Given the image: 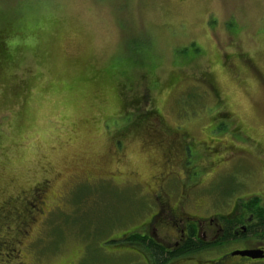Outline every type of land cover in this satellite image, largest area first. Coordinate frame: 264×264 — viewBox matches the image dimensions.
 Listing matches in <instances>:
<instances>
[{
    "label": "rangeland",
    "instance_id": "1",
    "mask_svg": "<svg viewBox=\"0 0 264 264\" xmlns=\"http://www.w3.org/2000/svg\"><path fill=\"white\" fill-rule=\"evenodd\" d=\"M7 24L0 202L45 177L60 205L30 263L126 264L111 240L142 220L159 158L137 134L114 153L126 97L181 131L196 201L264 206V0H0Z\"/></svg>",
    "mask_w": 264,
    "mask_h": 264
},
{
    "label": "flooded vegetation",
    "instance_id": "2",
    "mask_svg": "<svg viewBox=\"0 0 264 264\" xmlns=\"http://www.w3.org/2000/svg\"><path fill=\"white\" fill-rule=\"evenodd\" d=\"M123 132L125 137L114 153L121 154L124 141L137 134L141 137L138 145L159 156L140 184L141 206L146 213L138 224L111 240L122 248L118 253L126 264H264V258L238 253L249 249L264 252V206L260 202L250 204L251 197L240 201L244 198L231 196L225 203L204 207L202 201L195 200L194 182L182 168L184 155L177 138L181 131L167 123H152ZM116 175L119 173L111 172L98 179L114 182ZM42 179L0 202V264H34L27 255H34L31 231L53 210L49 203L55 200L52 179Z\"/></svg>",
    "mask_w": 264,
    "mask_h": 264
},
{
    "label": "trees",
    "instance_id": "3",
    "mask_svg": "<svg viewBox=\"0 0 264 264\" xmlns=\"http://www.w3.org/2000/svg\"><path fill=\"white\" fill-rule=\"evenodd\" d=\"M12 32H15V28L13 26H11V24H7L4 27H0V57H5L8 54V49H9V45L7 42L6 37L10 36ZM122 68H124L121 65ZM124 73V70H123ZM128 103V114H122L120 115V117H125V119L123 120H127L129 119L128 122H126V128H138L142 125H148V124H155V125H160L163 123V120L161 119V117L159 116L158 112H156L155 109H150L147 110L143 113H141L140 111V105L138 103V98L135 97H126ZM134 106L133 108H135V110L131 109L130 106ZM132 111L134 113H132ZM123 128V129H126ZM122 129V130H123ZM242 201V200H241ZM248 203L250 204H254V203H259V197L257 195L252 196L249 200ZM250 207H255L253 205H250ZM258 210L263 212V210L258 207ZM263 217V216H262ZM163 260L165 259L162 256Z\"/></svg>",
    "mask_w": 264,
    "mask_h": 264
},
{
    "label": "water",
    "instance_id": "4",
    "mask_svg": "<svg viewBox=\"0 0 264 264\" xmlns=\"http://www.w3.org/2000/svg\"><path fill=\"white\" fill-rule=\"evenodd\" d=\"M240 255H245L250 258H264V252L260 249H249L238 252Z\"/></svg>",
    "mask_w": 264,
    "mask_h": 264
}]
</instances>
